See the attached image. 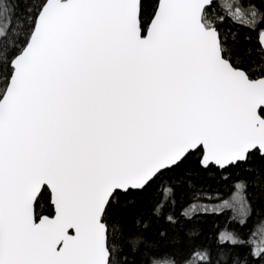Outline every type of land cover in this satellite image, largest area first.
Returning <instances> with one entry per match:
<instances>
[{
	"label": "snow or ice",
	"instance_id": "6c2138e0",
	"mask_svg": "<svg viewBox=\"0 0 264 264\" xmlns=\"http://www.w3.org/2000/svg\"><path fill=\"white\" fill-rule=\"evenodd\" d=\"M264 0H0V264H264Z\"/></svg>",
	"mask_w": 264,
	"mask_h": 264
},
{
	"label": "trees",
	"instance_id": "16d2710c",
	"mask_svg": "<svg viewBox=\"0 0 264 264\" xmlns=\"http://www.w3.org/2000/svg\"><path fill=\"white\" fill-rule=\"evenodd\" d=\"M253 227L256 232L255 239L259 240V242L264 241V219L253 217V219L249 221V228L252 229Z\"/></svg>",
	"mask_w": 264,
	"mask_h": 264
},
{
	"label": "rangeland",
	"instance_id": "374dc122",
	"mask_svg": "<svg viewBox=\"0 0 264 264\" xmlns=\"http://www.w3.org/2000/svg\"><path fill=\"white\" fill-rule=\"evenodd\" d=\"M256 241H258V242H259V240H256Z\"/></svg>",
	"mask_w": 264,
	"mask_h": 264
}]
</instances>
